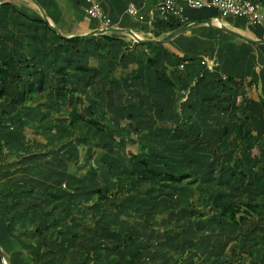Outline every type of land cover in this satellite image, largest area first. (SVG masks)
I'll return each mask as SVG.
<instances>
[{
	"label": "crops",
	"instance_id": "1",
	"mask_svg": "<svg viewBox=\"0 0 264 264\" xmlns=\"http://www.w3.org/2000/svg\"><path fill=\"white\" fill-rule=\"evenodd\" d=\"M98 1L111 18L113 31H101L100 19L89 13L90 0H0V65L12 54L20 73L28 71V83L37 79L42 70L53 73L58 67L61 75L62 67L83 65L85 72L62 74L73 92L64 91V81L59 78L56 82L59 91L55 90L53 96L63 105L81 104L80 109L78 104H73L76 117L84 113L102 120L105 130L111 122L121 123L126 118L142 122L152 107L157 109L158 103L168 97L175 117L184 114L188 118V114L197 112L205 124H195L211 130V134L219 128L210 126L207 121L220 118L221 113H229L223 130L229 127L234 131L233 119L237 116L251 120V129L264 134V43L249 42L216 26H228L253 39L264 38L262 27L251 25L244 18H223L214 9L203 12L190 8L186 0H180L184 17L171 19H164L156 12L164 0ZM254 1L264 3V0ZM131 3L138 6L139 16L129 12ZM208 15L213 25L193 24L185 32L169 38L175 29ZM52 26L57 27L62 36ZM76 38V41L66 40ZM70 59L73 62L68 61ZM31 70H36L37 74ZM162 72L169 75L174 86L162 82ZM209 75L216 81L210 80ZM222 75L233 78L223 89L218 86ZM23 106L32 111L33 107ZM12 107V113L1 114L0 120L16 116ZM42 109H33L36 114L27 117L28 124L34 127L35 121L41 120V125H37L51 132V128L43 124L42 120L47 117ZM74 124L106 134L82 120ZM59 126L68 129L65 122H60ZM11 127L6 120L0 121V246L7 264H127L128 250L150 241L138 242L143 234V222L131 210L126 214L128 208L118 212L113 211V207L102 210L98 202L81 204L80 200L93 197L83 186L70 193L62 188L52 190L53 185L47 184L39 192L38 183L47 181L48 175H38L35 162L28 164L29 175L23 177V162L16 158L22 153L21 131L13 129L14 132ZM66 135V132L62 135V142L70 141L64 138ZM87 136L81 134L82 138ZM76 139L80 149V138ZM100 147L101 153L90 157L95 159L91 172L100 180L99 176H103L106 181L123 183L126 180L119 181V175L138 169L129 156L115 155L111 149ZM66 157L67 165L62 167L67 170L70 154ZM62 160L63 157L55 165H62ZM138 172L143 173V169L139 168ZM79 173L68 170L65 177L67 181L72 179L84 184L85 179ZM129 196L126 191L124 198ZM75 208L80 211L70 215V210ZM139 210L141 214L144 211ZM93 215L98 220L86 223ZM47 223L49 226L42 234L35 233ZM77 231L80 235L66 245V238ZM124 233L134 238L131 245L121 236ZM47 250L50 252L45 253ZM145 253L136 257L139 264H150L145 262ZM158 258H149L151 264H160Z\"/></svg>",
	"mask_w": 264,
	"mask_h": 264
},
{
	"label": "rangeland",
	"instance_id": "2",
	"mask_svg": "<svg viewBox=\"0 0 264 264\" xmlns=\"http://www.w3.org/2000/svg\"><path fill=\"white\" fill-rule=\"evenodd\" d=\"M31 71L34 75L37 74L36 70ZM17 72L13 70L12 74ZM21 73L24 81L19 82L17 77L14 76V82H19L20 85L16 87L18 93L24 91V85L28 83V71L22 70ZM39 73L37 79L28 83L33 91L42 92L41 96L32 100V104L27 105L33 107L32 111H30L29 107H24L21 104L20 111L18 110L14 118L10 117L9 119L6 116L0 120H6L9 127L12 126V131H14L13 129H20L21 131L22 153L16 158L21 159L23 162V177L29 175L28 164H34L35 162L38 164L37 174L48 175L47 181L38 183L39 192L44 190L47 184L53 185L52 190L62 188V190L70 191V193L77 192L83 186L89 196H93L98 189L115 190L116 184H119L118 182L106 181L103 176H99L100 180L91 172L90 167L95 159H90V157L92 155L97 157L98 153H101L102 147L100 146H103L104 150L111 149L115 152V155H124L130 158L128 152H137L141 141L147 143L145 137L158 140L168 139L167 143H170L168 146L160 143L156 145L157 140L155 139L156 141L153 143L156 146L153 147L155 150L152 151L151 163L159 170L165 169L176 174L190 171L192 176L181 183L159 179L155 181L156 185L154 186L155 182L145 174V179L141 178V180H138L141 187L133 190L132 193L129 190L130 196L128 199L124 198V195L114 202L113 211L122 212L128 208L126 214L131 210L142 220L143 227L141 231L143 234L139 236L138 242L142 240L149 241L154 238V245L146 250L145 262L151 264V259L159 256L157 260L160 261V264L179 262L181 264H264V242L260 238L262 234L260 228L264 226V134L253 128L251 129L250 138L247 136V139L242 141L237 139L234 131L224 139H219V136L215 138L214 133L212 135L210 133L212 143L210 141L209 143L210 147L215 150L214 154L210 152L209 155H205L197 153L198 150L195 152V150L191 151V149H188L187 151L192 154L186 156V158L189 159L192 156L190 160L197 161L190 162L186 166L182 158L184 153L172 146L178 144L175 141L182 138L187 143L186 148L193 147L196 149L199 146L198 144L204 141L202 140L203 137L196 136L197 134L190 136L187 133V128H181L176 132L169 133V130H164L166 128L160 129L157 127V120L159 118L163 119L159 113L160 106L157 109L152 107L148 117H144L142 122L135 118H126V120H121V123L113 124L111 122L109 126L107 125V130L105 131L108 135L94 133L93 130H90V127L79 128L71 123L72 120H74V123L78 122L75 113L76 109L73 108L75 103L63 105L53 96L56 82L60 78L58 67L53 73L45 70L39 71ZM209 77H211L209 78L210 80H215L211 75ZM219 80L224 82L223 80H226V76H220ZM220 82H218V86L223 89V83ZM13 92L12 86L8 85L7 94H12L11 98L14 95ZM77 104L80 109L81 104ZM12 106L11 100L3 106L0 105V115L5 112L7 114L12 113ZM39 108H43L44 116L47 119L44 118L42 121H44L43 124L51 128V132L46 131L45 128L41 129L37 125V123L41 125V120H34L36 123L34 127L32 125L29 126L27 117L33 113L36 114L33 109L39 110ZM81 110H84L83 106H81ZM20 112L22 115H20ZM231 114L234 117V113L231 112ZM238 114L241 115L242 111H238ZM220 115V118L209 119L207 124L222 129L223 123L227 121L226 118H229V113L226 115L221 113ZM188 116V123L193 126L195 131L198 130V125L195 122H199V124L205 123L197 112L190 113ZM18 120H22V123ZM243 120L244 118H242L241 122ZM247 120L251 122V120ZM60 122H65L68 129L61 128L59 126ZM243 126L247 128L248 124ZM65 132L67 135L64 138L70 140L66 143L62 142L64 141L62 135ZM83 133L88 134L89 137L82 138L81 134ZM77 137L80 138V149L77 145ZM67 153L70 154V168L68 167L66 170L62 166L67 165L65 162ZM194 153L201 154L202 158L195 159ZM62 157L64 159L62 160V165H55ZM239 158L243 161L242 167L238 162ZM89 164L90 166H88ZM129 167L130 165H128ZM30 169H32L33 175V166ZM240 169H244L247 172L246 177L241 175ZM68 170L69 173L79 171V175L85 179L84 184H81L80 181H77L78 183L73 182L72 179L67 181L65 176ZM126 171L129 172L128 170ZM135 171L138 173L137 170ZM60 174L62 179H58ZM149 191L152 198L141 214L139 209L138 211L135 210L138 208L136 207L138 198L141 194L144 195ZM214 198L220 204H228L230 206L240 201L254 200L259 204L261 213L255 214L252 219L242 224H235L229 220L227 223L220 225L218 222L219 210L212 212L210 208L211 201ZM191 200L196 201L194 207L188 205ZM98 203L101 204L100 208L102 210H107L110 206L108 200L98 201ZM73 205H75V201ZM193 209L196 210V214L190 217V212ZM127 242L131 245L130 240H127Z\"/></svg>",
	"mask_w": 264,
	"mask_h": 264
},
{
	"label": "trees",
	"instance_id": "3",
	"mask_svg": "<svg viewBox=\"0 0 264 264\" xmlns=\"http://www.w3.org/2000/svg\"><path fill=\"white\" fill-rule=\"evenodd\" d=\"M210 9H201V11L206 12ZM208 16H203L201 18H194L192 21L194 20H198V19H203V18H207ZM67 41H76L78 40V38L76 39H66ZM152 59V58H151ZM70 62H73L72 59L68 60ZM153 63V61L151 60V64ZM57 65V64H56ZM18 71L16 74H12V71ZM61 75H60V79L61 81H64V91L70 92L72 93L73 90L69 87L68 83L66 82V78L65 76H63L62 74L64 73H72V72H76L77 70L81 71V72H85L86 69L83 65H77V67L75 68H69V67H62L61 69ZM14 76L17 77V80L19 82L24 80V77L21 75L20 73V66H18L16 64V60L14 58V56L12 54H10L8 56V58L4 59L1 61V65H0V104L3 103H7L8 101L11 100L12 105L15 108V113L18 112L20 105H30L32 104V100H34L36 97H39L41 95L42 92H35L33 91V89L31 88V86L26 83V85L24 86L25 88L24 91L22 92H17V86L19 85L18 83L14 82ZM23 79V80H22ZM233 78L232 77H228L226 78V80H223L225 83H223V87H227L228 83L231 82ZM161 80L164 84L166 85H172L174 86L175 83L172 81V79L169 77V75L166 72H162L161 74ZM61 81L59 83H61ZM222 81V80H221ZM227 82V83H226ZM58 83V84H59ZM8 85L12 86L13 88V97L11 98L12 94H7V87ZM56 91H59V87L56 86ZM61 90V89H60ZM58 94V93H57ZM162 103H158V106H160V110L159 113L161 114L162 118H159V120H157V127L161 128H166L164 130H169V133H172L173 131H177L181 128H187V133L190 136H201L203 137L202 140H204L201 143H197L199 146L198 148H186L185 146H187V143L185 142V140H182V138H180L178 141V144H174L175 146H172L173 148L176 147V149H178L180 152H183L184 155L182 156V158L184 159V162L186 163V166H188V164L190 162H196L197 160H190L192 158V156H190L189 159L186 158V156L191 155L192 153L190 151H187L188 149H191V151L195 150V152L198 150L197 153H201V154H205V155H209L210 152H212L214 154L215 150L213 148L210 147V143H212V141L210 140V133L211 130H207L204 127H201V125H198V130L195 131V129H193V126L191 124L188 123L187 117L186 115H182L180 118L175 117L174 113H173V105L171 104L170 100L168 97H165ZM84 105V103H82ZM228 107H230V105L228 104ZM172 110V113H171ZM132 117V116H131ZM78 120H82L84 122H86L87 124L95 127L96 129H99L100 131H105V126L102 120L99 119H95L92 116H87L84 113H79L77 116ZM21 119V118H20ZM132 119V118H130ZM242 117H237L235 118V120H233V125H234V134L236 135L237 139L244 141L245 139H247L246 137L251 136V126H250V122H248L247 119H244L243 122H241ZM20 123H22V120H18ZM248 124V127L245 128L243 125ZM14 123H16V121H14ZM74 124V120H72V122ZM205 124V123H203ZM217 131V132H216ZM231 132V129L229 127H226L224 130L219 128L216 129L214 131V135L215 138L217 136H219V139H224L226 138ZM107 134V133H106ZM108 135V134H107ZM212 135V134H211ZM87 138V137H86ZM146 142L141 141L139 143V149L137 150V152H133V151H129L128 153L130 154V158L131 160L135 163L136 168H142L143 169V177H141L142 175L139 174V172L137 173L135 172H128V173H124L122 175H119L117 177V179L119 181H125L123 183H119L117 186L116 191H109L108 189H98V191H96V193L93 195V197L91 199H83L80 200V203H95L98 201H104V200H108L110 202V206L109 207H113L114 208V202L119 200L123 195L126 194V191L129 190H135L139 187H141L138 183V180H141V178L145 179V174L154 180L157 181L159 179H163L166 180L167 182H175V183H181L184 182L186 180H188L191 176L192 173L190 171H184L183 173L180 174H176L174 172L171 171H167L165 169H157L155 168L152 163H151V157H152V151L155 150V148H153L154 146L158 145L159 143L162 145H170V143L168 142V139H164V140H158L156 138H147L145 137ZM152 139H154L152 141ZM158 141H156V140ZM154 141H156V145L155 143H153ZM210 141V143H209ZM174 142V143H175ZM248 149H250L247 146ZM201 154H195L194 153V157L195 159H200L202 158ZM204 155V156H205ZM204 158V157H203ZM125 160V158H124ZM180 162H183L182 160H179ZM238 162L240 164V166H243V161L241 160V158L238 159ZM205 164V163H204ZM206 165V164H205ZM207 166V165H206ZM135 168V169H136ZM137 169V171H138ZM242 170V171H241ZM240 173L243 177L247 176V172L244 171V169H240ZM255 174L257 175L256 171ZM258 177V176H257ZM148 179V178H147ZM258 184H260L258 182ZM156 185V182L154 184V186ZM152 198V196L150 195V191L147 193V196L144 195V197L138 198L137 201V207L145 209L146 205L145 203L148 204V202L150 201V199ZM196 203V201L191 200L189 202V206L190 207H194V204ZM211 211L212 212H217V210H219L218 213V222L219 224H223V223H227V221H233L235 224H242L245 221H249L250 219H252V217L255 214L261 213V211L259 210V204L254 201V200H244V201H240L239 203L232 205H228V204H220V202L217 201V199H212L211 201ZM80 209V208H79ZM79 209H71L70 210V215H73L76 211H78ZM80 211V210H79ZM108 212V211H107ZM109 213V212H108ZM194 214H196V210H192L190 212V217L194 216ZM70 217V216H69ZM97 217L95 215L91 216L89 218V220L86 223L89 222H94L97 221ZM49 226V224H45L42 225L41 227L37 228V230L35 231L36 234H42L45 229ZM262 234L260 235V238L263 240L264 242V226L260 228ZM80 235V232H74L73 234H71L70 236H68L66 238V245L69 244V241L73 238H76ZM126 241L130 240L133 241V237L129 234V233H124L121 235ZM154 245V238H151L149 242L147 243H143V245L139 248L134 246L133 248H130V250H128L129 253V259L127 260V264H139L138 261L136 260V257L143 254L146 250L150 249L152 246ZM48 252L45 251V253H49L50 250H47ZM174 264H181L179 263H174Z\"/></svg>",
	"mask_w": 264,
	"mask_h": 264
},
{
	"label": "built area",
	"instance_id": "4",
	"mask_svg": "<svg viewBox=\"0 0 264 264\" xmlns=\"http://www.w3.org/2000/svg\"><path fill=\"white\" fill-rule=\"evenodd\" d=\"M89 13L101 21V28L106 29L111 26L105 10L98 0H90ZM186 6L194 9H214L223 18H244L251 25H258L264 29V3L254 0H186ZM180 0H164L157 8L158 16L164 19L184 17L182 14ZM133 15L139 16V8L135 3H131L128 8ZM137 36H134L136 39ZM211 68V66H208Z\"/></svg>",
	"mask_w": 264,
	"mask_h": 264
},
{
	"label": "water",
	"instance_id": "5",
	"mask_svg": "<svg viewBox=\"0 0 264 264\" xmlns=\"http://www.w3.org/2000/svg\"><path fill=\"white\" fill-rule=\"evenodd\" d=\"M47 19V18H46ZM197 23H208L210 25H213V19L212 18H206V19H198V20H194V21H191L177 29H175L170 35H169V38H173L183 32H185L189 27H191L193 24H197ZM217 28L223 30V31H226L230 34H233L237 37H240V38H243L249 42H254V43H264V38L262 39H253V38H250L236 30H233L231 28H229L228 26H216ZM52 28L59 34L62 36V33L59 31V29L55 26H52ZM115 28H106V29H102L101 31L102 32H107V31H113ZM143 42H146V43H149V42H152V40H144ZM0 264H7L4 260V257H3V252H2V249H1V246H0Z\"/></svg>",
	"mask_w": 264,
	"mask_h": 264
}]
</instances>
